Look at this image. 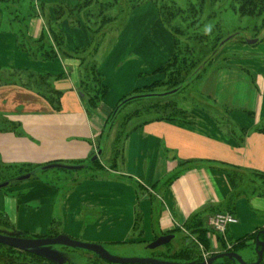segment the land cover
I'll list each match as a JSON object with an SVG mask.
<instances>
[{
    "label": "crops",
    "instance_id": "0c3cea01",
    "mask_svg": "<svg viewBox=\"0 0 264 264\" xmlns=\"http://www.w3.org/2000/svg\"><path fill=\"white\" fill-rule=\"evenodd\" d=\"M2 1L0 165L74 176L59 199L57 188L40 178L33 179L26 196L2 193L0 213L9 223H22L23 207L45 203L36 210L44 218L41 224H55L62 228L58 234L112 254L121 245H147L185 231L205 212L210 252L218 250L220 236L237 242L264 230V54L228 59L201 79V87L184 94L196 81L190 79L185 90L170 96L179 95L171 118L157 114L124 123V108L104 133L124 97L163 80L157 70L174 48L162 61L155 43L104 42L84 60L87 53L73 54L91 46V28L78 14L55 16L58 6L76 9L80 0ZM51 30L63 35L62 50ZM23 38L31 45L50 44L56 57L43 59L36 46L23 49ZM91 66L109 88L96 106L87 101L83 86ZM51 164L81 168L46 169ZM217 213L238 223L219 234L208 225ZM253 243H247L252 251Z\"/></svg>",
    "mask_w": 264,
    "mask_h": 264
},
{
    "label": "rangeland",
    "instance_id": "374dc122",
    "mask_svg": "<svg viewBox=\"0 0 264 264\" xmlns=\"http://www.w3.org/2000/svg\"><path fill=\"white\" fill-rule=\"evenodd\" d=\"M188 0H157V3L154 1H148L145 3L132 4L128 0H124V4L120 5L118 8L114 10H110L108 15H115L118 18L116 22L106 25L105 28L102 30L101 34H99V38H103L104 42H107V46L114 45L115 43L126 44L130 43L131 45H135L137 43H155L161 46V51L159 58L162 61L167 59V55L171 48H174L173 45V37H172V29L180 25L177 18L172 20L170 23H167L164 17L160 15L159 9L166 5H171L174 3L176 6H185ZM237 5V0H223L220 3L212 6L211 9L206 10L205 17L201 18V25H197V28H190V31L195 34H201L206 29L210 28H218L219 30L216 31L213 36L210 38V44L203 45V43L195 44L196 45V52H200L198 57V61H196L193 69H189L186 75V72H183V75L180 79L186 78V82L182 83L183 89L189 83V80L194 75H199L200 77L197 78L198 80L194 81L189 88L183 92L184 94H188L190 88H197L201 87V79L207 77L212 71L216 70L218 66H224L228 59H233L235 56L236 58H244L249 57L248 53L251 51L253 53H258V56H263L264 54V27L261 28L263 23L264 17H241L238 13L233 10V7ZM213 13L214 17L212 19H207V15ZM84 19V18H83ZM99 21V19H98ZM199 22V23H200ZM92 25L96 26L97 23H93ZM235 33H240L237 37H231ZM102 35V36H101ZM217 37L223 38L221 42V46L219 45L216 48L217 54L213 57V61L209 62V66L206 64L210 57L212 58V45L214 44L213 39H217ZM231 37V39H230ZM184 38V37H183ZM180 40H183L179 37ZM229 39L225 44L222 43ZM257 39L258 42L254 45H250L247 43L248 40ZM126 41V42H124ZM103 42V43H104ZM205 47H203V46ZM235 46H237L235 48ZM109 50V49H108ZM244 52H248L246 55ZM102 51L100 52V54ZM99 54V55H100ZM255 54H252V57ZM122 58V57H121ZM119 58V59H121ZM196 59V58H195ZM216 60V62H214ZM224 60V62H223ZM121 61V60H120ZM119 62V60H118ZM205 66H207V70H205ZM147 73L145 72V75ZM168 73L162 74L163 75V82L169 79L167 75ZM193 74V75H192ZM167 78V79H166ZM179 79V80H180ZM148 81V79H146ZM181 85V86H182ZM185 86V87H184ZM176 86H162L160 91L162 94L166 93V90H175ZM185 90V89H184ZM131 96V95H130ZM129 96V97H130ZM179 95H175L168 98H156V99H147L140 102H133L125 107V116L129 117H152L155 115L159 116H169L171 112V107L175 105V100L178 98ZM124 98H128L124 97ZM121 102V101H120ZM110 151L106 150L104 155L102 156L103 159H106L107 154L109 155ZM96 162V161H95ZM94 163V162H93ZM89 168V165L87 166ZM96 169L97 167H90V169ZM31 171L32 180H23L19 181L18 178L22 175H26V172ZM52 172V171H51ZM89 171L87 172V174ZM3 178H0V184L4 180H9L11 182L10 185L0 189V195L2 193L12 195L14 197H23L26 196L29 192L30 184L36 179L40 178L43 180L50 181L55 188H57V193L59 196L57 199L61 197L63 193V189L67 187L68 181H73L74 176L68 175L62 172L54 171L53 174L46 175L45 172L43 173L41 168L38 169H21L20 171H16V174L19 176L16 179L10 178L13 176L14 170L5 171L2 173ZM22 174V175H20ZM87 177V176H85ZM34 179V180H33ZM23 205V203H22ZM45 207V203H35L30 204L28 207H23V214H22V223L20 225L15 224L5 226L2 221H0V234L4 236H14L18 234H26L22 235L26 239H36L35 236L39 235H51L54 233H61L62 228L56 226L55 224H41L44 218L40 219L38 216L39 214L36 213V210L42 209ZM220 214V213H217ZM216 215V214H213ZM9 223V224H10ZM204 226V224H203ZM28 237V238H27ZM195 237L190 236L188 231H181L176 234L175 238L173 239L171 246L176 247H183L185 244L195 245L196 251L200 250V253H196L195 256L199 255L204 260L208 259L209 257L216 255L223 251H235L238 245L236 242L225 241V243H219L218 250L214 252H210V246L199 245L195 243L193 240ZM149 244L145 245H127V246H118L120 248L115 249L116 253H111V255L120 257V258H157V250H149L147 248ZM256 247V243L254 244ZM52 249L60 252L66 259V264H110L104 263L100 261L97 255L93 254L92 252L82 250V249H75L69 248L64 246H53ZM160 250H165V248H160ZM256 252V251H255ZM240 255L246 262L252 263L256 261L257 254L254 255V252L251 248H246L240 251ZM47 261L29 263V264H41ZM222 262L218 260L217 263ZM48 264H50L48 262Z\"/></svg>",
    "mask_w": 264,
    "mask_h": 264
},
{
    "label": "trees",
    "instance_id": "16d2710c",
    "mask_svg": "<svg viewBox=\"0 0 264 264\" xmlns=\"http://www.w3.org/2000/svg\"><path fill=\"white\" fill-rule=\"evenodd\" d=\"M124 0H80V5L76 9H69L65 8L62 6H58L55 9V16L56 20H59L60 17L63 15L68 16L70 19L76 14L81 16V19L87 24L92 31V44L88 48H84L79 52H76L75 56H83L84 53H87V56H83L84 60H88V58H93V55L98 52L99 46L104 42L102 40L103 38H99V34H101L102 30L105 28L106 25H110L114 22H116V19L118 18L115 15H108L110 10H114L118 8L120 5H123ZM131 5L132 4H137L139 3H145L148 1H154V0H128ZM223 0H188L187 4L185 6H176L174 3L171 5H166L163 8L161 7L159 9L161 17L163 16L164 19L167 23H170L172 20L176 19L180 25L177 27H174L172 29V37H173V45H174V53L172 58L161 68L157 70V73L165 74L168 73L167 75L169 79L165 80V82H156L152 83L150 86H147L143 89L135 90L134 94L128 98H123L121 102L116 106L113 115L111 116L108 124H107V129H105L104 133L108 132V129H110L112 123L116 120L117 116L122 112V110L129 104L133 102H140L143 100L147 99H156V98H168L170 97L173 93H179L183 91V85L182 83L186 82V78L180 79V77L183 75V72H187L189 69H193L196 61H198L199 54L200 52H196V45L195 44H200L203 43V45H207V43L210 44V38L213 36V34L219 30V27L216 28H210L206 29L203 33L201 34H195L190 31V28H197V25H201L202 22L201 18L206 15V10L211 9L212 6H215L216 4L220 3ZM5 4H12V5H19L20 0H15L14 2L11 0H3L2 1ZM155 3H157V0H155ZM233 10L238 13L241 17H264V0H237V5L233 7ZM16 17V13H14ZM14 17V20L16 18ZM214 17L213 13H210L207 15V19H212ZM19 18V16L17 17ZM84 18V19H83ZM99 19V21H98ZM93 23H97L98 25L93 26ZM200 22V23H199ZM76 24H80L79 21L73 22ZM264 27V20L261 25V28ZM53 38L55 40V43L57 44V47L62 50L64 46V38L61 33L54 32L51 30ZM240 33H235L231 37H237L239 36ZM102 36V35H101ZM179 37H181L183 40H180ZM184 37V38H183ZM230 37V39H231ZM214 44L212 45V50L214 51L212 53V58L210 57L206 61L208 62L206 65L209 64V62L213 61V57L217 54L216 48L220 45L221 42L223 41V38L217 37V39H213ZM34 45H31L30 43H27L26 40L23 38V49H27L28 47L36 46L38 51L41 53V56L45 60L49 59H54L56 57L55 51L53 46L50 44H47L43 41H38L34 42ZM39 45V46H37ZM202 45V46H203ZM205 47V46H203ZM82 54V55H81ZM196 58V59H195ZM207 67V66H205ZM88 74L86 75L87 77V82L84 81L83 86H85V97L87 101L91 104V106H96V104L103 100L106 95L109 92V88L107 85H105L103 77L98 73L97 69L94 66H91L87 70ZM193 75V74H192ZM200 77L199 75H194L191 77V80H194ZM180 79V80H179ZM87 83V84H86ZM176 86L174 89L175 90H166V95L162 94L160 91L162 86ZM182 85V86H181ZM185 87V86H184ZM125 100H129L127 103L124 105L123 102ZM118 110L116 113L115 111ZM175 110V105L171 107V112L169 116H161V117H166V118H171L176 114ZM153 117V116H152ZM148 117L145 118H140V117H123L124 123L129 122V121H142L147 119ZM98 162H94L91 167H96ZM7 167L1 166L0 165V178H3L2 173L7 171ZM20 171V170H18ZM26 172V173H30ZM14 175L11 176L10 178L16 179L19 174H16V171H14ZM25 173V174H26ZM22 175V174H20ZM2 182H8L9 185L11 182L9 180H4ZM205 213L195 216L193 219L190 220V222L185 226V229L188 231L190 236L195 237L193 239L195 243L199 245H205V246H210L209 245V240H208V232L209 229L205 228L203 226L204 224V217ZM0 221L5 226H9V221L7 218L0 213ZM180 230H177L171 234H178ZM260 231L256 232L255 234L246 236L245 238L239 240L236 242L238 247L234 251L235 253L240 254V251L244 250L247 248V243L249 241H254L253 244L256 242V238L258 236ZM26 234H18L15 235V237H20V238H25L23 237ZM60 234L54 233L48 236H35L36 239L40 238H46V237H56L59 236ZM14 237V236H13ZM28 238V237H27ZM219 242L222 244L225 243L224 239L220 236L218 237ZM261 240L264 241V236H261ZM172 243V242H171ZM171 243L164 246L165 250H160L157 249V258L159 260H166V261H172V262H179V263H189V262H204L205 260L201 258L199 255L195 256L196 253H200V250L198 252L196 251V246L195 245H189V244H184L183 247L179 248L174 246L172 248ZM203 243V244H202ZM255 246V245H254ZM163 248V247H161ZM156 251V250H155ZM256 250H253L254 255H256ZM224 252H233L230 250H226L220 253ZM214 256V255H213ZM98 257V256H97ZM212 257V256H211ZM100 261H103L104 263H108L104 260H102L100 257H98ZM222 262L217 263V261L214 264H238L234 260H231L229 258H223L220 259ZM257 260V257H256ZM41 261H47L50 264H55L53 262H50L40 256H37L35 254H31L28 252H23L8 246H4L0 244V264H29V263H35V262H41ZM255 262V261H253ZM264 264V261L262 262ZM111 264V263H110Z\"/></svg>",
    "mask_w": 264,
    "mask_h": 264
},
{
    "label": "water",
    "instance_id": "95a60500",
    "mask_svg": "<svg viewBox=\"0 0 264 264\" xmlns=\"http://www.w3.org/2000/svg\"><path fill=\"white\" fill-rule=\"evenodd\" d=\"M229 39L225 40L223 44H225ZM258 42L257 39L254 40H248L247 43L250 45H254ZM129 100H125L122 105L127 103ZM118 110L115 111V113ZM101 152H99L98 155H100ZM98 155L94 156L92 158V162L97 161ZM52 168H64L68 170H78L81 167L78 166H61L59 164H51L46 167V169H52ZM31 174L22 175L18 178L19 181L28 180L30 179ZM9 183L5 182L3 184H0V189L8 186ZM261 236H264V230L260 231L257 238H256V254H257V260L255 262L249 263L246 262L243 257L235 252H224L216 254L204 262H189V263H179V262H172V261H166V260H159L156 258H120L111 255L105 249L103 246L96 245V244H90V243H84L80 242L74 239H71L70 237L66 235H59L56 237H46V238H40V239H26V238H20V237H11V236H4L0 234V244L4 246H8L23 252H28L31 254H35L37 256H40L50 262H53L55 264H66L65 257L58 251L52 249L51 247L59 245L69 248H75V249H82L89 252H92L93 254L100 257L102 260L111 263V264H214L216 261L223 259V258H229L231 260H234L238 264H261L264 259V241L261 240ZM175 238L174 234H168L158 237L155 241L151 242L147 248L149 250H157L161 247H164L168 244H170L173 239Z\"/></svg>",
    "mask_w": 264,
    "mask_h": 264
},
{
    "label": "built area",
    "instance_id": "2783aa9c",
    "mask_svg": "<svg viewBox=\"0 0 264 264\" xmlns=\"http://www.w3.org/2000/svg\"><path fill=\"white\" fill-rule=\"evenodd\" d=\"M237 223H238L237 218H235L230 214H223V213L213 215L208 219L209 227L213 231L219 234H225L230 226L236 225Z\"/></svg>",
    "mask_w": 264,
    "mask_h": 264
}]
</instances>
